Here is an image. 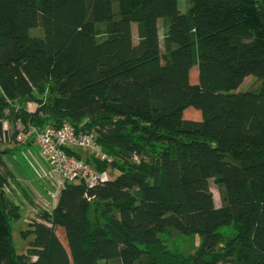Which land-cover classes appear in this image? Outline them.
I'll use <instances>...</instances> for the list:
<instances>
[{"label":"trees","instance_id":"trees-1","mask_svg":"<svg viewBox=\"0 0 264 264\" xmlns=\"http://www.w3.org/2000/svg\"><path fill=\"white\" fill-rule=\"evenodd\" d=\"M188 2L0 0V144L25 132L36 145L30 126L70 122L95 131L120 171L92 189L68 184L18 253L22 204L0 146V264H264V0ZM250 75L262 88L235 92ZM189 107L200 121L184 117ZM224 225L236 234L225 239ZM170 229L199 234L200 247L173 250Z\"/></svg>","mask_w":264,"mask_h":264},{"label":"rangeland","instance_id":"rangeland-1","mask_svg":"<svg viewBox=\"0 0 264 264\" xmlns=\"http://www.w3.org/2000/svg\"><path fill=\"white\" fill-rule=\"evenodd\" d=\"M179 8L183 12L188 11V0H178ZM116 4V2H115ZM167 27L163 19L159 21V34L162 44V50L165 52L164 39L166 36ZM33 36H43L41 27L32 28L30 31ZM133 39L138 42L137 24L133 23ZM198 67L194 66L191 70V81L197 82ZM263 81L255 75H250L245 78L243 83L235 92L239 91H259L262 88ZM30 109H34V103H28ZM184 117L188 120L200 121L202 119L201 112L194 107H189L184 112ZM5 124L10 126L8 121ZM17 128L20 131L24 130L21 122L17 123ZM2 148H9L10 153L4 156L5 171L10 173V180L7 184V192L16 202L22 204L23 215L20 219L12 222L13 239L18 253L26 251L30 246L32 236L26 237L25 232L29 229V224L34 220L42 221L43 212L52 210L53 202L50 198L51 184L46 173L49 171L48 162L41 157L35 144H26L23 142H12L10 144H0ZM85 158L90 155L86 152H81ZM111 179L119 175L118 167H114L113 163H109L106 168ZM211 190L214 194L215 203L217 206L222 204L220 187L214 180L211 181ZM219 231L224 234L225 239L236 234L232 225H224L219 228ZM60 237L64 239V233L61 228L57 229ZM169 246L180 253L193 254L197 251L202 243V238L199 234L184 235L174 229H170L166 234L162 235ZM104 264V263H101Z\"/></svg>","mask_w":264,"mask_h":264},{"label":"built area","instance_id":"built-area-1","mask_svg":"<svg viewBox=\"0 0 264 264\" xmlns=\"http://www.w3.org/2000/svg\"><path fill=\"white\" fill-rule=\"evenodd\" d=\"M28 132L36 133L35 143L40 155L50 166L46 175L51 184L53 207L68 184L83 182L88 189H92L111 179L107 170H99L76 155L86 152L107 163L114 161V157L101 148L95 131H78L70 122H64L61 126L49 125L40 130L30 126ZM27 137V133L20 132L16 141L24 142Z\"/></svg>","mask_w":264,"mask_h":264},{"label":"crops","instance_id":"crops-1","mask_svg":"<svg viewBox=\"0 0 264 264\" xmlns=\"http://www.w3.org/2000/svg\"><path fill=\"white\" fill-rule=\"evenodd\" d=\"M6 123V122H5ZM5 127H8V124H5Z\"/></svg>","mask_w":264,"mask_h":264}]
</instances>
